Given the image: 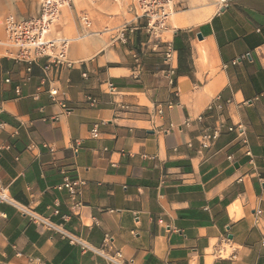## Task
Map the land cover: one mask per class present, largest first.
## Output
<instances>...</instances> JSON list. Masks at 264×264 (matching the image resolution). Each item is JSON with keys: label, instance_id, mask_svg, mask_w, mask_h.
I'll list each match as a JSON object with an SVG mask.
<instances>
[{"label": "crops", "instance_id": "1", "mask_svg": "<svg viewBox=\"0 0 264 264\" xmlns=\"http://www.w3.org/2000/svg\"><path fill=\"white\" fill-rule=\"evenodd\" d=\"M218 1L175 0L173 32L165 36L170 64L164 46L153 52L147 43L131 12L136 0H74L50 36L86 37L70 47L75 66L53 68L44 87L45 61L24 82L25 65L0 57V183L9 197L94 249L121 252L128 264H264V0H229L224 12ZM170 67L174 85L163 74ZM108 82L118 95L107 94ZM49 86L68 113L52 102ZM219 96L234 101L226 124L245 129L254 166L238 129L224 130L207 150L200 126L180 129ZM95 125L98 139L90 134ZM66 178L85 183L79 211L57 189ZM0 213V264H108L16 207L2 203ZM224 240L227 258H219Z\"/></svg>", "mask_w": 264, "mask_h": 264}, {"label": "built area", "instance_id": "2", "mask_svg": "<svg viewBox=\"0 0 264 264\" xmlns=\"http://www.w3.org/2000/svg\"><path fill=\"white\" fill-rule=\"evenodd\" d=\"M229 5V0H220L219 11L227 8ZM73 7L74 0H40L38 14L33 18L18 19L14 16H7L0 19V57L25 65L26 77L24 82L30 81V75L34 66L39 65L42 61L46 62L42 68L44 73L42 87L50 83L49 74L53 68L65 67L72 69L75 66V63L69 59L70 47L75 41L83 39L86 36L78 37L77 39L50 36L52 28L60 21L63 11L72 10ZM131 12L135 14V18L140 24V29L145 31L148 37L147 43L152 51L158 52L164 46L165 61L167 64H170L173 61L174 51L172 44L166 41L165 36L173 32L171 24L176 14L175 0H136V5L131 9ZM81 24L86 30H90L93 26L91 18L86 14L81 17ZM124 33L125 30L121 33L122 41L124 40ZM134 61V77L138 79L142 70L141 58L135 54ZM163 74L168 79L169 84L174 85L175 69L170 67L166 71H163ZM84 77L87 78V75H84ZM10 81V79H7L6 83H10ZM106 86L108 95L113 97L118 95V89L114 83L108 82ZM15 92L18 97H21L22 92L20 87H17ZM46 93L52 102L58 103L62 110L68 113L66 103L59 100L60 92L58 89L49 86ZM86 101L93 108L99 106L100 103L93 96H87ZM233 104L234 101L232 99L223 100L219 96L208 105L205 114L200 115L195 121L187 120L180 129H189L194 124L200 126L199 141L201 148L204 150L210 149L221 137L224 130L231 133L238 129L244 156L249 159V164L254 166L256 159L250 148L248 139L244 135L245 129L242 126L228 127L226 124V112ZM115 105L119 111L129 112L131 110L130 106L124 103L115 102ZM169 106H173V103H169ZM207 113L209 115H206ZM157 115H163L162 107L158 108ZM208 119H215L216 122L214 124H206ZM90 134L93 139H98L100 136L99 125H95ZM189 146L191 145L189 144ZM45 147L50 152H54L53 148L49 146ZM78 148L79 145L74 149L76 153L78 152ZM228 160L234 162V157L229 156ZM84 186V182L71 181L66 178L57 187L58 190H66L69 193L72 211H79L82 208L79 198ZM2 203L16 207L36 226L59 234L62 238L67 239L71 245L79 246L83 251H91L102 256L108 264H128L124 261L121 252L108 255L103 250L94 249L81 238L66 231L63 226L55 225L49 219L38 215L33 210L17 205L9 197L7 189L0 183V204ZM261 213V211H258V215H261ZM3 218H5V215L0 213V219ZM226 241L224 240L218 247L217 256L219 258H227V246L224 245ZM108 242L109 239H106L105 244ZM228 258L235 259L236 256L232 254Z\"/></svg>", "mask_w": 264, "mask_h": 264}, {"label": "rangeland", "instance_id": "3", "mask_svg": "<svg viewBox=\"0 0 264 264\" xmlns=\"http://www.w3.org/2000/svg\"><path fill=\"white\" fill-rule=\"evenodd\" d=\"M39 2L40 0H0V19L7 16H14L19 19L33 18L38 14ZM219 2L220 0L218 6ZM128 28H130V25H125L123 30Z\"/></svg>", "mask_w": 264, "mask_h": 264}, {"label": "water", "instance_id": "4", "mask_svg": "<svg viewBox=\"0 0 264 264\" xmlns=\"http://www.w3.org/2000/svg\"><path fill=\"white\" fill-rule=\"evenodd\" d=\"M221 11H222V12H224V11H225V9H221ZM201 38H202V37H201Z\"/></svg>", "mask_w": 264, "mask_h": 264}, {"label": "bare ground", "instance_id": "5", "mask_svg": "<svg viewBox=\"0 0 264 264\" xmlns=\"http://www.w3.org/2000/svg\"><path fill=\"white\" fill-rule=\"evenodd\" d=\"M207 15H208V13H207ZM210 15H212V14H210ZM206 19H208V17H206Z\"/></svg>", "mask_w": 264, "mask_h": 264}]
</instances>
